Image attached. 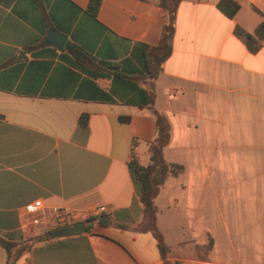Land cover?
<instances>
[{
  "label": "crops",
  "instance_id": "0c3cea01",
  "mask_svg": "<svg viewBox=\"0 0 264 264\" xmlns=\"http://www.w3.org/2000/svg\"><path fill=\"white\" fill-rule=\"evenodd\" d=\"M88 1L0 0V236L24 240L63 226L60 209L78 212L76 223L110 222L33 242L15 264H163L153 234L138 230L142 204L127 167L131 153L149 162L156 137L152 109L137 99L150 84L152 108L170 126L163 157L183 168L155 198L168 260L264 264V39L255 36L264 0H234L233 18L219 0H181L171 54L153 81L142 51L158 44L168 11L159 0H101L94 18ZM235 26L260 43L255 53ZM50 31L66 37L61 50L47 42ZM66 43L136 75L138 88L91 77ZM100 206L109 214L87 217ZM41 222L50 227L39 233Z\"/></svg>",
  "mask_w": 264,
  "mask_h": 264
},
{
  "label": "trees",
  "instance_id": "16d2710c",
  "mask_svg": "<svg viewBox=\"0 0 264 264\" xmlns=\"http://www.w3.org/2000/svg\"><path fill=\"white\" fill-rule=\"evenodd\" d=\"M101 0H89L86 12L91 17H96ZM181 0H159L160 6L165 8L169 13V23L162 29L159 42L155 46L143 47L141 66L145 74V78L155 80L161 71L163 62L171 54V39L174 32V21L178 4ZM217 8L228 18H233L239 9V5L234 0H219ZM234 33L237 37L242 39L251 53H255L260 43L254 39L253 35L244 32L239 26H235ZM260 40L264 39V22L257 29L256 35ZM65 50L73 58L72 64L87 72L93 78H110L112 81L117 79H125L129 82L137 80L136 75H124L118 71L116 67L99 64L94 61L88 54L84 53L80 48H77L69 43L65 44ZM134 86L137 85L134 83ZM138 88V87H137ZM138 105L149 106L152 109L155 126L156 137L149 143V162L142 164L138 155L131 153L127 163L130 178L134 184L135 193L138 200L142 204V222L138 230L150 231L157 241L163 264H172L168 260L169 246L163 240L156 226L157 207L155 205V198L159 194L161 187L169 177H175L182 172L183 168L177 164H171L165 161L163 157V149L169 142L170 126L166 117L152 108L154 104V89L153 85L146 89L138 88ZM122 121H127L128 117H121ZM88 116L82 114L78 119L80 127H86ZM87 226L96 223L99 226H106L110 222L107 216L101 215L98 217L84 219ZM74 225V224H72ZM72 225L53 226L45 230L41 234L24 240L6 239L0 236V246L5 250L6 263L15 264L21 254L31 247L33 242L45 241L64 235H71L66 233Z\"/></svg>",
  "mask_w": 264,
  "mask_h": 264
},
{
  "label": "built area",
  "instance_id": "2783aa9c",
  "mask_svg": "<svg viewBox=\"0 0 264 264\" xmlns=\"http://www.w3.org/2000/svg\"><path fill=\"white\" fill-rule=\"evenodd\" d=\"M41 209L40 203H35L29 207L30 212L36 213ZM99 214H109V210L105 206H100L91 213L87 214V217H90L91 215L97 216ZM56 215L58 216V222L61 224H75L77 221L80 220L81 216L78 212L70 211L69 209H60L56 211Z\"/></svg>",
  "mask_w": 264,
  "mask_h": 264
},
{
  "label": "water",
  "instance_id": "95a60500",
  "mask_svg": "<svg viewBox=\"0 0 264 264\" xmlns=\"http://www.w3.org/2000/svg\"><path fill=\"white\" fill-rule=\"evenodd\" d=\"M65 40H66L65 36L60 35L55 31H50L47 36V42L49 44L54 45L55 48L58 50L62 49ZM85 231H86V223L84 221L76 223L70 226L68 229H66L67 234L83 233Z\"/></svg>",
  "mask_w": 264,
  "mask_h": 264
},
{
  "label": "rangeland",
  "instance_id": "374dc122",
  "mask_svg": "<svg viewBox=\"0 0 264 264\" xmlns=\"http://www.w3.org/2000/svg\"><path fill=\"white\" fill-rule=\"evenodd\" d=\"M39 233H41V231H44V229L45 228H48V227H50V224L49 223H47V222H41V223H39ZM156 226H157V214H156ZM157 229H158V231H159V233L161 234V236L163 237V240L165 241V238H164V235H163V233L160 231V229L158 228V226H157Z\"/></svg>",
  "mask_w": 264,
  "mask_h": 264
}]
</instances>
